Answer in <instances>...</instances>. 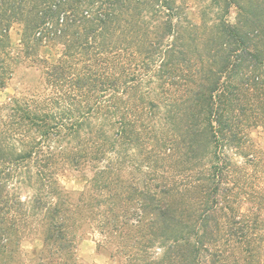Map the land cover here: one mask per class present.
<instances>
[{"label":"trees","instance_id":"1","mask_svg":"<svg viewBox=\"0 0 264 264\" xmlns=\"http://www.w3.org/2000/svg\"><path fill=\"white\" fill-rule=\"evenodd\" d=\"M20 59L43 88L0 105V264H77L87 217L126 264H264V0H0V92Z\"/></svg>","mask_w":264,"mask_h":264},{"label":"rangeland","instance_id":"2","mask_svg":"<svg viewBox=\"0 0 264 264\" xmlns=\"http://www.w3.org/2000/svg\"><path fill=\"white\" fill-rule=\"evenodd\" d=\"M192 16L197 17L196 9L190 8ZM238 15V8L233 6L228 19L231 22H236ZM12 41L15 49L18 51L22 42V30L19 25L14 26L11 32ZM54 50L52 48H44L42 54L44 56L54 57ZM43 72L36 66H32L30 62L20 59L18 62L15 73L9 86L2 92H0V105L7 102L13 96H29L39 93L42 88ZM254 137L259 144L264 147V128H260L254 132ZM89 172L78 173L69 169H62L58 178L62 186L70 191L72 202H78L81 192L87 188ZM23 198H27L33 194L31 189L23 190ZM90 218V219H89ZM100 218L91 219L87 217L86 227L79 229V237L77 239L76 260L77 264H126L128 260V253H130V247L128 243H121L117 240H113L109 246L100 247L99 244L103 240L104 236L101 234L98 227V220ZM83 221V220H82ZM26 238L23 239L21 249L28 253L29 256H36L38 251L43 247V241L41 240V233H26ZM47 260L49 258L47 257ZM60 260L59 256H56L51 264H58ZM48 263V261H47ZM50 264V262H49Z\"/></svg>","mask_w":264,"mask_h":264}]
</instances>
